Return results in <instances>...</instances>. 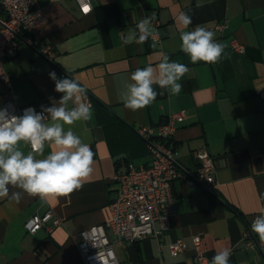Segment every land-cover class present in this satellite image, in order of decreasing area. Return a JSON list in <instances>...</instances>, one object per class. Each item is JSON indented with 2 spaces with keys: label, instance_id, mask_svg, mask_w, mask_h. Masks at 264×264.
Returning <instances> with one entry per match:
<instances>
[{
  "label": "crops",
  "instance_id": "obj_1",
  "mask_svg": "<svg viewBox=\"0 0 264 264\" xmlns=\"http://www.w3.org/2000/svg\"><path fill=\"white\" fill-rule=\"evenodd\" d=\"M38 2L48 21L34 35L36 47L21 43L17 54L5 60L13 92L0 81V106L9 99L19 107L52 106L63 95L55 91L49 76L53 71L58 79L79 81L87 92L84 102H92L93 119L65 129L71 127L90 145L93 171L67 196L43 201L24 194L19 203L0 199V264H85L72 236L110 219L117 170L150 161L147 142L137 129L155 127L179 111L188 116L172 138L180 164L195 171L196 151L204 147L217 168L216 186L209 193L177 180V211L162 238L163 248L155 238L117 244L119 264H195L193 237L200 233L207 264L224 248L231 251L230 264H264V250L245 244L252 221L264 213V0H199L200 8L197 0H92L93 11L87 16L75 0ZM181 11L192 17L186 30L205 27L226 45L219 63L192 64L180 51L174 17ZM152 13L158 35L143 44L124 45L122 36ZM224 21L226 28L218 30L216 25ZM234 41L245 47L243 53L232 49ZM47 44L55 48L53 61L39 51ZM161 53L189 68L179 81L181 92L169 95L154 85L163 95L143 109H127L124 99L133 83L131 74L149 64L156 67ZM53 147L46 145L44 154ZM21 148L25 154L30 150L23 143ZM13 191L19 189L10 188V195ZM48 209L62 225L52 233L42 229L29 234L27 220ZM178 239H184L188 249L174 257L168 244Z\"/></svg>",
  "mask_w": 264,
  "mask_h": 264
},
{
  "label": "built area",
  "instance_id": "obj_2",
  "mask_svg": "<svg viewBox=\"0 0 264 264\" xmlns=\"http://www.w3.org/2000/svg\"><path fill=\"white\" fill-rule=\"evenodd\" d=\"M75 2L83 16L93 11L92 0ZM47 21L45 9L38 0H0V81L8 86L11 93L13 82L4 62L17 54L21 43L36 47L34 35ZM226 26L224 21L216 28L223 31ZM232 49L239 53L245 51V47L237 41L232 43ZM39 51L51 61L56 56L51 44L39 47ZM89 104L92 105V102ZM0 109H7L9 114L16 116L23 115L27 109H34L37 113L43 110L35 105L19 107L12 99L5 101ZM187 118L186 111H179L170 114L155 127L137 129L147 142L150 161L139 166L130 163L126 169L117 170L113 177L117 191L110 204V219L72 236L85 264H119L115 245L130 246L146 238L157 239L159 247L163 248L162 238L177 211L173 192L177 180H184L188 186L200 185L207 192H213L217 183V168L211 154L204 147L199 148L196 151L198 166L190 172L180 164L178 150L172 143L173 136ZM61 225L62 219L48 209L33 214L25 223V229L29 234H36L42 229L52 233ZM193 243L195 264H207L203 234L195 235ZM245 244L253 250H264L259 239L249 231L245 233ZM168 247L172 256L176 257L188 249V244L184 239H178L169 243Z\"/></svg>",
  "mask_w": 264,
  "mask_h": 264
},
{
  "label": "clouds",
  "instance_id": "obj_3",
  "mask_svg": "<svg viewBox=\"0 0 264 264\" xmlns=\"http://www.w3.org/2000/svg\"><path fill=\"white\" fill-rule=\"evenodd\" d=\"M202 6L197 0L196 8ZM155 19V13L141 19L134 29L122 36V43L143 44L157 36L152 23ZM174 19L180 31V51L190 58L192 64L220 62L226 45L217 42L213 31L199 25L194 30H186L192 23V17L187 12L181 11ZM152 46L155 47L154 44ZM160 56L156 67L149 64L131 74L133 83L128 85L124 99L127 109H143L152 104L157 95H163V92L158 93L154 89V85L166 90L169 95L181 92L183 85L179 81L189 68L184 63L171 60L166 53ZM49 76L55 82V91L63 94L52 106L43 108L41 113L27 109L21 116L0 109V199L10 197L19 203L24 194L43 201L50 197L67 196L80 189L83 179L93 171L94 153L90 145L71 127L65 129V125L93 119L91 105L84 102L86 89L76 79H58L54 71ZM46 120L49 122L46 123ZM22 143L31 148L27 154L21 148ZM46 145L54 146L47 155L44 154ZM10 188L19 191L10 195ZM250 231L264 246V213L255 217ZM230 256V249H221L208 264H230Z\"/></svg>",
  "mask_w": 264,
  "mask_h": 264
},
{
  "label": "water",
  "instance_id": "obj_4",
  "mask_svg": "<svg viewBox=\"0 0 264 264\" xmlns=\"http://www.w3.org/2000/svg\"><path fill=\"white\" fill-rule=\"evenodd\" d=\"M232 211V210H231ZM263 252V251H262Z\"/></svg>",
  "mask_w": 264,
  "mask_h": 264
}]
</instances>
